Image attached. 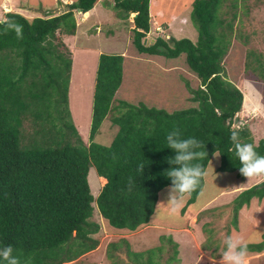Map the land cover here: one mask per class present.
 <instances>
[{
    "label": "trees",
    "instance_id": "trees-1",
    "mask_svg": "<svg viewBox=\"0 0 264 264\" xmlns=\"http://www.w3.org/2000/svg\"><path fill=\"white\" fill-rule=\"evenodd\" d=\"M99 1L76 0L61 14L32 21L9 13L0 22V246L11 244L27 264H69L96 250L99 242L93 237L100 228L90 221L93 202L114 230L133 233L147 226L159 193L171 187L163 175L171 167L167 160L175 155L166 149L170 131L206 145L208 159L200 160L206 169L216 150L223 153L219 170L240 178L245 176L233 154V132L264 155V139L255 144L249 127H233L245 98L227 80L223 62L233 38H243L241 17L246 13L239 0H194L190 16L197 40L159 37L149 46L144 40L150 28V0H112L123 20L135 15L132 46L139 55L185 57L199 82L198 89L190 91L196 107L168 113L142 103L120 101L113 106L123 83L125 57L100 54L86 144L72 120L73 54L63 39L76 35L75 13L93 12ZM245 66L264 81L261 54L248 51ZM113 110L111 122L118 131L109 146L99 145L94 139ZM90 168L106 181L96 200L88 183ZM204 185L203 178L184 195L188 200L183 212ZM253 199H264V181L241 192L232 203L233 211L239 213ZM120 242L128 248L130 264H159L154 257L162 248L132 253L125 239ZM247 247L248 253H262L264 236ZM118 249L119 243L111 244L109 260Z\"/></svg>",
    "mask_w": 264,
    "mask_h": 264
},
{
    "label": "rangeland",
    "instance_id": "rangeland-1",
    "mask_svg": "<svg viewBox=\"0 0 264 264\" xmlns=\"http://www.w3.org/2000/svg\"><path fill=\"white\" fill-rule=\"evenodd\" d=\"M25 1L34 8L33 13L37 14L35 18H41L61 14L67 9L64 8L66 2L70 4L76 0ZM193 1L150 0V28L144 40L145 45L153 44L159 37L176 40L185 38L195 42L197 31L190 16ZM242 2L245 6L242 13H246L241 17L243 38H233L223 65L227 80L245 98L233 127L243 124L249 127L254 143L257 144L264 139V81L245 65L250 50L264 57V0H239V4ZM112 6V0H100L90 15L76 12V35L63 39L73 54L69 84L72 120L86 144L91 125V103L99 53L125 57L123 83L116 93L113 106L120 101L132 105L142 103L168 113L196 107L190 101V91L198 89L199 82L188 70L185 57L168 60L139 55L132 46L133 16L128 21L123 20L124 14H116ZM114 112L113 110L102 123L94 139L95 143L102 146L111 144L118 131L111 122ZM219 165L220 157L213 156L206 169L203 191L184 212L188 197L184 196L180 207L173 211L171 204H167L170 188L163 189L158 195L156 209L149 224L133 233L110 228L100 216L96 202H93L90 221L99 225L100 231L93 237L98 240L99 246L78 262L69 264H113L115 261L117 264H130L128 248L120 242L123 239L132 253H146L162 248L154 257L159 264H221L222 256L212 245L222 250L224 237L228 232L233 236H242L247 245L262 242L264 201L253 199L249 207L243 208L239 213L233 211L232 203L241 192L263 182L264 176L240 178L235 173L221 172ZM88 183L91 195L96 200L104 183L94 168L89 170ZM118 243L119 249L112 251L114 258L111 261L107 253L111 244ZM248 264H264V251L248 253Z\"/></svg>",
    "mask_w": 264,
    "mask_h": 264
},
{
    "label": "clouds",
    "instance_id": "clouds-1",
    "mask_svg": "<svg viewBox=\"0 0 264 264\" xmlns=\"http://www.w3.org/2000/svg\"><path fill=\"white\" fill-rule=\"evenodd\" d=\"M131 16L135 17L134 14ZM13 27L19 30L18 25ZM231 140L234 157L239 162V172L247 178L264 176V155L256 151L254 144L242 142L238 132L232 133ZM166 142L168 145L166 149H171L175 153L174 157L167 160L171 167L163 173L171 181L170 198L167 204H171L175 211L180 207L184 195L193 192L207 175L206 168L200 160L205 157L208 159L209 154L205 150L206 145L202 147L201 142L195 137L183 138L175 130L167 134ZM214 152L215 157L223 154L216 150ZM139 168L144 172L146 166L141 163ZM212 247L218 249L222 256L221 264H248V247L239 234L233 236L230 232L226 233L222 250L214 245ZM0 264H27V261H22L14 247L8 244L0 246Z\"/></svg>",
    "mask_w": 264,
    "mask_h": 264
},
{
    "label": "crops",
    "instance_id": "crops-1",
    "mask_svg": "<svg viewBox=\"0 0 264 264\" xmlns=\"http://www.w3.org/2000/svg\"><path fill=\"white\" fill-rule=\"evenodd\" d=\"M65 4H69V3L66 2ZM33 11L34 8L31 7L29 3L26 2L25 0H0V21L3 19L5 20V16L9 13L21 15L25 19L32 21L35 18V16H37V14L33 13ZM87 14L90 15V13ZM104 185L105 184H103L102 187Z\"/></svg>",
    "mask_w": 264,
    "mask_h": 264
},
{
    "label": "bare ground",
    "instance_id": "bare-ground-1",
    "mask_svg": "<svg viewBox=\"0 0 264 264\" xmlns=\"http://www.w3.org/2000/svg\"><path fill=\"white\" fill-rule=\"evenodd\" d=\"M83 15H86V14L84 13ZM101 180H102V182L105 184V180H104V179H101Z\"/></svg>",
    "mask_w": 264,
    "mask_h": 264
},
{
    "label": "water",
    "instance_id": "water-1",
    "mask_svg": "<svg viewBox=\"0 0 264 264\" xmlns=\"http://www.w3.org/2000/svg\"><path fill=\"white\" fill-rule=\"evenodd\" d=\"M81 12V11H80Z\"/></svg>",
    "mask_w": 264,
    "mask_h": 264
}]
</instances>
